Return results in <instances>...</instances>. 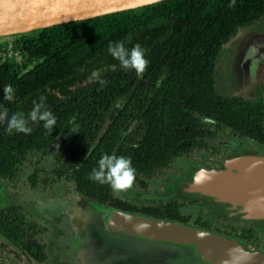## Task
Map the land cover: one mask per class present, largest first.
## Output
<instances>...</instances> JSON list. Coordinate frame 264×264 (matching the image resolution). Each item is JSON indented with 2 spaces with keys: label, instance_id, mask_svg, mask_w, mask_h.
Returning <instances> with one entry per match:
<instances>
[{
  "label": "trees",
  "instance_id": "16d2710c",
  "mask_svg": "<svg viewBox=\"0 0 264 264\" xmlns=\"http://www.w3.org/2000/svg\"><path fill=\"white\" fill-rule=\"evenodd\" d=\"M230 3L164 0L5 37L21 60L0 54V108H7L9 116L27 117L33 100L43 95L57 124L48 132L43 122H30L33 131L25 135L8 133L6 121L0 122V179L13 180L26 156L56 144L52 168L35 169L28 178L31 188H36L37 173H43L45 184L64 178L77 194L99 205L184 222L174 201L136 207L112 196L111 186L91 180L90 174L103 154L114 153L131 158L135 183L144 187L143 179L206 147L205 140L214 132L201 119L264 146V102L221 95L214 87L221 47L240 29L264 18V0H235L232 7ZM118 41L128 49L135 44L145 49L150 63L142 76L124 69L108 52L109 43ZM27 62L34 64L26 69ZM93 72L97 75L89 83L77 85ZM9 84L16 93L11 102L3 93ZM31 229L34 225L26 223L16 207L0 210V236L42 260L38 244L21 241Z\"/></svg>",
  "mask_w": 264,
  "mask_h": 264
},
{
  "label": "water",
  "instance_id": "95a60500",
  "mask_svg": "<svg viewBox=\"0 0 264 264\" xmlns=\"http://www.w3.org/2000/svg\"><path fill=\"white\" fill-rule=\"evenodd\" d=\"M162 1L0 0V37L136 10ZM225 71L224 83L228 96L247 101L261 99L264 102V22L240 29L231 39ZM238 159L247 160L244 164L248 166L239 163L235 165L238 167L236 172L232 168V174L228 177L223 176L215 182L206 180L195 183L194 177L199 171L205 170L208 174L214 171L200 169L194 173L188 190L212 199H215L211 194L213 191L222 193V199L216 200L226 203L230 199L228 196L238 200L245 198L244 195L237 197L231 194L230 189L238 188L245 192L256 189L254 194L246 196L255 199L247 203L250 204L249 211L257 213L254 218H250L264 219V170L257 172L251 169L253 164L264 166V158L241 155L226 162ZM225 170L224 165L223 170L216 172ZM91 203L94 204L92 211L104 216L107 221L84 223L89 236L130 241L144 252L153 254L157 264H264L260 253L233 241L184 225L122 212L93 201ZM236 205L241 206L238 202Z\"/></svg>",
  "mask_w": 264,
  "mask_h": 264
},
{
  "label": "rangeland",
  "instance_id": "374dc122",
  "mask_svg": "<svg viewBox=\"0 0 264 264\" xmlns=\"http://www.w3.org/2000/svg\"><path fill=\"white\" fill-rule=\"evenodd\" d=\"M263 22L264 18L259 23ZM230 42L231 40L221 47L215 61L214 87L221 95H226L227 93L224 81L225 70L228 65ZM6 43L7 39L0 37V46ZM10 56L14 62L21 60L17 52H11ZM33 64L34 62H27L26 69H29ZM96 75V72L91 73L90 77L77 85L82 86L85 83H89L92 77ZM120 105L121 103L116 104L114 109L119 108ZM201 122L209 130L215 129L214 123L203 119H201ZM217 135L216 139L209 141L207 148L193 151L186 156L173 160L168 169L161 170L155 177L146 182L144 190H141L134 184L131 189L123 192H117L112 189V195L115 198L137 206H157L168 200H174L179 206L181 216L186 219L189 225H195L198 228L189 225L184 226L233 241L253 251L260 252L254 246H262V242L264 241V224L255 225L251 222H245L239 214H234L233 211H228L225 214L224 209L228 207L224 203H215L212 198L204 197L188 190V184L193 179L194 173L198 170L222 169L218 165L219 160H226L241 155L256 156L253 153L264 155V151H261V148L255 143L238 139L230 135L224 128H221ZM70 136L69 134L65 137L69 138ZM56 150L57 145L53 144L45 149L43 153L26 156L19 165V173L13 180L0 179V208L7 205L17 206L25 220L34 221L38 226L50 229L55 222L51 219L49 210L53 206L57 209V205L59 204L57 202L66 200L68 203H64V205L59 207L64 209H61L63 216L70 215L73 217L71 220L72 224L78 223L80 220L85 232L84 227L86 223H103L107 221L104 216H100L92 211L94 204L91 202L83 201L79 203L82 204L80 208L78 207L79 205L77 208L75 207L80 198L74 195L73 184L69 181L61 179L47 185L42 182V178L45 175L37 173V176H35L37 179L36 188H34L35 190L31 188L29 176L32 175L35 169H42L48 172L52 168L57 154ZM56 211L58 210H54L55 213ZM136 215L141 216L139 214ZM201 223H205L206 225L203 227L199 226ZM47 234L45 233L43 238L40 237V240H44L45 242L50 240L53 234L52 232H50V235ZM240 235H244V237L248 235L251 242L248 244L243 243L242 240L237 238ZM0 244H3L1 239ZM13 254H15V250L11 247H0V264H26L18 255V258H16Z\"/></svg>",
  "mask_w": 264,
  "mask_h": 264
},
{
  "label": "flooded vegetation",
  "instance_id": "af4514ba",
  "mask_svg": "<svg viewBox=\"0 0 264 264\" xmlns=\"http://www.w3.org/2000/svg\"><path fill=\"white\" fill-rule=\"evenodd\" d=\"M215 128V125H214ZM224 128L226 129L230 135L242 139V140H247V141H252L250 139L246 138H239L233 133L230 132L229 129L225 127H220V128H215L214 130H210L214 132V137L212 139H206V147H208L209 141L214 140L217 138V133L218 131ZM255 143L257 146L261 148V151H264V146L258 145L256 142L252 141ZM202 149H195L193 151H198V150H203ZM191 151L190 153H192ZM188 153V154H190ZM186 154V155H188ZM256 154L257 157L264 158L263 154H258V153H253ZM183 155V156H186ZM254 156V155H253ZM182 157V156H180ZM178 157V158H180ZM176 158V159H178ZM234 158V157H233ZM219 160L218 165L221 166L222 169L214 170L216 171H221L224 168H227L230 164L226 162L227 160ZM175 160V159H174ZM173 162V161H172ZM244 162H248L247 160L244 159H238L235 160L234 163L230 165V173L232 174V168L234 169L233 172H236L238 167L235 165L237 164H244ZM224 164V165H223ZM245 166H248L247 164ZM252 170H256L257 172H260L264 170V166H261L260 164H253L251 165ZM164 170V169H163ZM218 173V172H216ZM155 177V176H154ZM153 178V177H152ZM150 178V179H152ZM64 179L60 178L59 180ZM150 179H143V182L145 184L144 187H140L137 183L134 182V184L140 188L141 190H144L146 188V182ZM65 180V179H64ZM67 181V180H65ZM258 184V183H257ZM236 187V186H234ZM231 187V188H234ZM257 187V185H256ZM35 190L34 188H32ZM229 189V188H228ZM74 190V189H73ZM256 190V189H255ZM254 189L251 188L248 192H245V190H235V189H230V193L234 194L235 196H240L244 195L245 198L239 199L234 198V197H229V202L224 203L228 208L224 209V213L227 214L228 211H233L234 214H239L242 217V220L245 222H251L252 224H264V219H251L250 217L257 215L256 212H250V203L251 201L254 202L255 199H250L247 198L246 196L249 195L250 193L254 194L255 192ZM111 193H112V188H111ZM74 195L79 197L80 200L75 204V207L77 206L80 208L82 204H79L83 201H88V199L80 196L74 191ZM113 196V195H112ZM119 199V198H118ZM121 200V199H119ZM215 201V203L222 204V202H218L216 199H212ZM124 201V200H122ZM168 201H174V200H168ZM257 201V200H256ZM91 202V201H90ZM126 202V201H124ZM176 204L177 202L174 201ZM240 203L241 206L236 205V203ZM57 205V209L51 208L50 211V216L51 219L55 222L54 225L49 229L47 227H40L38 224L34 221H27L25 220L23 214L20 212V210L17 208V206L13 205H7V206H13L16 207L18 210V213L22 215L24 218L25 222L28 224H33L34 229H31L28 231V235L23 236L21 241L27 242V241H33L34 243L38 244L41 249H42V254H43V259L42 260H37L36 258L32 257L28 253H26L24 250L21 249L19 246L13 245L11 242L7 241L6 239L2 238L0 236V239L3 241V244H0V247L6 248V246L11 247L12 249L15 250V254H13L16 258L18 256L21 258V260L26 263V264H157V261L155 260V256L149 252H144L142 249H139L134 243L127 242L125 240H119V239H108L102 236H89L84 230H83V224L79 220L78 223L72 224L71 220L73 217L70 215H67L66 217L63 216L62 210L63 208H59L60 206L64 205V203H68L66 200L64 201H59ZM130 203V202H127ZM71 204V203H69ZM136 207H149V206H155V205H149V206H137L133 203H130ZM163 204V203H162ZM160 205V204H159ZM3 206L1 209L7 207ZM158 206V205H157ZM178 206V204H177ZM49 208V207H48ZM59 208V209H58ZM247 208V209H246ZM53 209V210H52ZM62 209V210H61ZM75 209V208H74ZM56 211V213L54 212ZM76 210V209H75ZM46 211H48L46 209ZM178 211H179V206H178ZM244 211V213H243ZM78 212V211H77ZM52 213H54L52 215ZM180 213V211H179ZM232 213V214H233ZM140 215V214H139ZM77 216V215H76ZM142 216V215H141ZM181 216V213H180ZM184 219V222H175V221H167L179 225H189V223L186 221V219L181 216ZM152 219V218H151ZM159 220V219H155ZM160 221H165V220H160ZM205 223L199 224V226H205ZM191 227H197L195 225H189ZM198 228V227H197ZM50 232H52V237L50 240L45 242L44 240H40V237L43 238V235L48 233L50 235ZM47 234V235H48ZM238 239L242 240L243 243L248 244L250 241V238L248 235L244 237V235H240L237 237ZM254 246V245H253ZM254 248L258 249V253L261 254L262 258L264 259V241L262 242V246H254ZM18 253V254H16ZM18 255V256H17Z\"/></svg>",
  "mask_w": 264,
  "mask_h": 264
},
{
  "label": "clouds",
  "instance_id": "9594fccd",
  "mask_svg": "<svg viewBox=\"0 0 264 264\" xmlns=\"http://www.w3.org/2000/svg\"><path fill=\"white\" fill-rule=\"evenodd\" d=\"M234 5L235 0H231L229 7ZM108 52L120 62L124 69H133L137 76H142L150 63L145 56V49L140 44H135L128 49L124 41L110 42ZM3 93L5 100L9 102L14 100L16 93L12 85L5 86ZM46 99L47 97L42 95L38 100H33V108L27 117L23 113H13L9 116L7 108H0V122L6 121L8 133L15 130L18 133L29 135L33 131V128L29 126L30 122H43V127L48 132H52L57 124V118L46 109ZM90 179L101 184L107 183L114 191L123 192L133 187L136 180V169L132 166L131 158L105 153L99 159L98 167L93 168ZM207 179H211V175L201 170L194 177V182L201 183Z\"/></svg>",
  "mask_w": 264,
  "mask_h": 264
},
{
  "label": "bare ground",
  "instance_id": "6f19581e",
  "mask_svg": "<svg viewBox=\"0 0 264 264\" xmlns=\"http://www.w3.org/2000/svg\"><path fill=\"white\" fill-rule=\"evenodd\" d=\"M235 161V160H234ZM234 161H231V162H228L230 165L232 164V163H234ZM230 165L226 168V170L224 171V172H218V173H216L215 171H212V172H210L209 171V173H210V175H211V179H207V180H210L211 182H215V181H218L219 180V178H221V177H223V176H226V177H228L229 175H231V173H230ZM204 181H206V180H204ZM214 192V191H213ZM211 193L212 195H214V198L215 199H219V200H221L222 199V197H221V195H222V193L220 194H218V193ZM228 196V195H227ZM228 198V197H227Z\"/></svg>",
  "mask_w": 264,
  "mask_h": 264
},
{
  "label": "built area",
  "instance_id": "2783aa9c",
  "mask_svg": "<svg viewBox=\"0 0 264 264\" xmlns=\"http://www.w3.org/2000/svg\"><path fill=\"white\" fill-rule=\"evenodd\" d=\"M7 43L3 44L2 48H0V54L5 55L6 57H9L11 54V49H10V44H7Z\"/></svg>",
  "mask_w": 264,
  "mask_h": 264
},
{
  "label": "crops",
  "instance_id": "0c3cea01",
  "mask_svg": "<svg viewBox=\"0 0 264 264\" xmlns=\"http://www.w3.org/2000/svg\"><path fill=\"white\" fill-rule=\"evenodd\" d=\"M130 242V241H129ZM131 243V242H130Z\"/></svg>",
  "mask_w": 264,
  "mask_h": 264
}]
</instances>
